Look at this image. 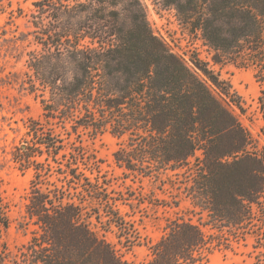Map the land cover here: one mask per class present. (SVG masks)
<instances>
[{
  "label": "trees",
  "instance_id": "obj_1",
  "mask_svg": "<svg viewBox=\"0 0 264 264\" xmlns=\"http://www.w3.org/2000/svg\"><path fill=\"white\" fill-rule=\"evenodd\" d=\"M151 1L175 10L214 64L253 67L263 84L264 0ZM30 22L36 48L25 83L43 113L29 120L13 161L34 171L25 216L35 229L16 253L4 247L0 264H126L86 219L95 207L98 220L128 229L117 207L132 195L112 196L84 142L104 133L119 140L118 166L167 177L198 215L170 219L147 264L201 263L250 233L264 244V149L230 108L245 112L242 97L199 55L191 66L175 52L143 0H35ZM7 208L0 180V237Z\"/></svg>",
  "mask_w": 264,
  "mask_h": 264
},
{
  "label": "rangeland",
  "instance_id": "obj_2",
  "mask_svg": "<svg viewBox=\"0 0 264 264\" xmlns=\"http://www.w3.org/2000/svg\"><path fill=\"white\" fill-rule=\"evenodd\" d=\"M34 1L6 0L5 8H0V180L3 201L10 218L9 228L0 237V251L6 247L11 254L28 243L35 229L25 216L34 171L22 170L13 161L15 147L27 138L29 120L40 118L43 113L39 96L30 92L25 83L27 53L36 48L30 22ZM143 1L154 31L175 52L191 66V56L199 55L221 80L230 83L232 89L242 97L245 112L233 103H230V108L251 133L256 145L264 149V107L259 102L264 82L261 85L256 76L257 70L253 67L239 68L233 64H214L203 40L190 35L177 18L175 10L160 9L151 0ZM209 84L215 89L210 81ZM84 142L98 159L100 180L110 184L112 196L118 199L122 194L133 197L126 202L120 201L117 207L124 219V227L128 229L108 223L105 215L98 220L92 211L95 207L85 209V213H93L86 218L92 230L110 243L126 264H147L153 258L150 245L166 234L170 219L182 215L198 222L191 201L180 190L169 189L170 180L167 177L139 176L118 166L114 152L118 149L119 140L110 133H104L94 140L86 136ZM178 200L179 205H176ZM254 245H259V248L256 250ZM262 245L258 243L256 235L246 234L239 242L234 241L231 248L213 249L206 260L197 264H254L258 261L264 264Z\"/></svg>",
  "mask_w": 264,
  "mask_h": 264
}]
</instances>
